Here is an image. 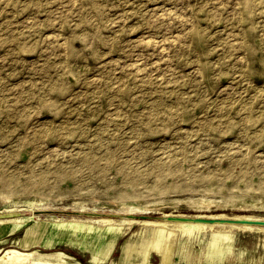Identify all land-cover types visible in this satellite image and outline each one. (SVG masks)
I'll use <instances>...</instances> for the list:
<instances>
[{"label": "rangeland", "instance_id": "374dc122", "mask_svg": "<svg viewBox=\"0 0 264 264\" xmlns=\"http://www.w3.org/2000/svg\"><path fill=\"white\" fill-rule=\"evenodd\" d=\"M182 217L264 221V0H0V264H264Z\"/></svg>", "mask_w": 264, "mask_h": 264}, {"label": "water", "instance_id": "95a60500", "mask_svg": "<svg viewBox=\"0 0 264 264\" xmlns=\"http://www.w3.org/2000/svg\"><path fill=\"white\" fill-rule=\"evenodd\" d=\"M174 221L181 222H204V223H230V224H245V225H256L264 226V221H251V220H212V219H191V218H170Z\"/></svg>", "mask_w": 264, "mask_h": 264}, {"label": "bare ground", "instance_id": "6f19581e", "mask_svg": "<svg viewBox=\"0 0 264 264\" xmlns=\"http://www.w3.org/2000/svg\"><path fill=\"white\" fill-rule=\"evenodd\" d=\"M88 215V214H87ZM88 218V217H87ZM183 218V217H182ZM194 219V218H193ZM217 220V219H216ZM170 221H171V219H170ZM194 223V222H193ZM230 224V223H229ZM245 225V224H244Z\"/></svg>", "mask_w": 264, "mask_h": 264}]
</instances>
